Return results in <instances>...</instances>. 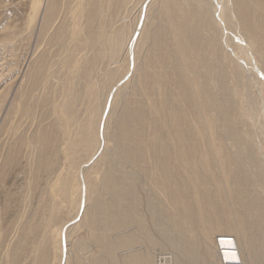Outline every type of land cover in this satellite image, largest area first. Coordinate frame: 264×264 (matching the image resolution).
Returning a JSON list of instances; mask_svg holds the SVG:
<instances>
[{
  "label": "bare ground",
  "instance_id": "6f19581e",
  "mask_svg": "<svg viewBox=\"0 0 264 264\" xmlns=\"http://www.w3.org/2000/svg\"><path fill=\"white\" fill-rule=\"evenodd\" d=\"M139 1L0 0V264H264V0Z\"/></svg>",
  "mask_w": 264,
  "mask_h": 264
},
{
  "label": "rangeland",
  "instance_id": "374dc122",
  "mask_svg": "<svg viewBox=\"0 0 264 264\" xmlns=\"http://www.w3.org/2000/svg\"><path fill=\"white\" fill-rule=\"evenodd\" d=\"M142 1V0H141ZM141 1H139V5L141 4ZM150 1V0H149ZM144 5V4H143ZM146 6H147V4L145 3V5L143 6V12H144V10H146ZM138 8V7H137ZM135 9L134 11H131V13H130V15H129V22L131 23V25H134V24H136V22H138V23H142V20H143V15L144 14H142V15H140V17H139V10L138 9ZM145 8V9H144ZM153 9V8H155V4L154 5H152L151 7H150V9ZM151 9V10H152ZM154 10V9H153ZM134 15V16H133ZM133 16V17H132ZM132 17V18H131ZM141 18V19H140ZM140 20V21H139ZM137 23V24H138ZM139 42V44H138V47H137V50H138V53H139V51H140V48H141V46H142V43H141V41L139 40L138 41ZM137 42V43H138ZM126 50H127V48H125V47H123V54L126 52ZM131 62H133V61H130V66H131V68H132V63ZM115 62H113L112 64H109L108 66H107V70H105L104 72H102L101 73V75H100V80H99V83H98V95H99V99L101 100V98L103 97H105V94H106V92L108 91V90H110V86H112V84H114L117 80H118V78L122 75V73L124 72L123 70H125L126 71V69H127V64L126 63H120L121 64V66H120V64H119V69H116L117 68V66H118V64L116 65V64H114ZM124 66V67H123ZM110 68V69H109ZM111 70V71H110ZM118 71V72H117ZM120 71L122 72V73H120ZM132 71V70H131ZM108 72V73H107ZM109 76H108V75ZM117 75H118V78H115V77H117ZM106 76V77H105ZM107 78V80H106V83L105 82H103V79H104V81H105V79ZM115 78V79H114ZM253 79V81H251V80ZM256 79H258L257 80V82H255L256 81ZM259 77L258 76H256V78H255V74L254 75H252L250 78H249V82H248V84H246L247 86V90L248 91H250V89L251 88H253V89H251V93L250 94H252V92H253V95H252V97H255V99H256V101L257 102H261L262 101V98H261V100H260V98L259 97H261V95H259L260 93H262V91H263V94H264V90H261V84H260V82H259ZM102 80V81H101ZM114 82V83H113ZM259 82V83H258ZM101 83V84H100ZM251 83V85H252V83L255 85H250V87L251 88H249V84ZM257 85V86H256ZM260 86V89L258 88ZM254 90V91H253ZM258 90V91H257ZM261 90V91H260ZM105 91V92H104ZM258 92V93H257ZM257 94V95H256ZM118 97L120 96L119 94L117 95ZM120 98V97H119ZM115 102H119V100H118V98L116 97V99H115ZM102 144H104V143H102ZM101 144V146H103ZM92 187L93 186H91V190H92ZM92 192V191H91ZM91 192H90V194H89V196H91ZM74 198V199H73ZM78 203V198L76 197H72L71 198V206H72V209H71V211H68L69 212V215H68V219H70V218H72V216L74 215V209H75V207H76V205H78L77 204ZM70 206V205H69ZM75 206V207H74ZM74 210V211H73ZM73 211V212H72ZM66 218V219H67ZM82 233V234H81ZM75 234V235H74ZM74 234L72 235V238L74 239V238H80L81 236V238H85L86 239V233L84 232V230H79L78 231V229H77V233H76V231H74ZM76 236V237H75ZM145 244H143V245H135L134 247L132 246L131 247V249L130 248H128V249H126V251H128V252H132L133 250H141V251H147V250H149V253L150 254H152L153 256H155L154 258H153V260H156V262H157V264H175L173 261H174V252H171L169 249L167 250V249H164L163 248V250L162 249H160L159 247H157V248H155V250H154V248L152 249V247H148L147 245H145ZM234 245H235V243H233V242H227L226 243V241H225V247H224V250L222 251V252H216L215 253V249H212V251H211V254H210V258H209V260H208V264H245V258L244 257H240V258H238V254H237V251H236V248L234 247ZM143 246H144V248H148L147 250H145L144 248H143ZM137 247V248H136ZM155 247V246H154ZM141 248V249H140ZM151 248V249H150ZM93 249V248H92ZM133 249V250H132ZM142 249H144V250H142ZM93 251V250H92ZM152 251H154V252H152ZM167 252V253H166ZM155 253H157V254H155ZM152 256V257H153ZM161 259V260H160ZM165 260V261H164ZM170 260V261H169ZM173 260V261H172ZM155 261H153V263H154ZM156 262H155V264H156Z\"/></svg>",
  "mask_w": 264,
  "mask_h": 264
}]
</instances>
